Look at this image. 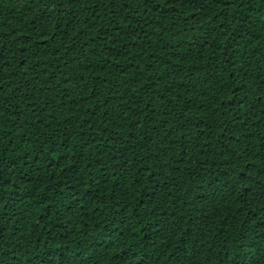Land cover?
<instances>
[{
    "label": "trees",
    "instance_id": "obj_1",
    "mask_svg": "<svg viewBox=\"0 0 264 264\" xmlns=\"http://www.w3.org/2000/svg\"><path fill=\"white\" fill-rule=\"evenodd\" d=\"M0 264H264V0H0Z\"/></svg>",
    "mask_w": 264,
    "mask_h": 264
}]
</instances>
